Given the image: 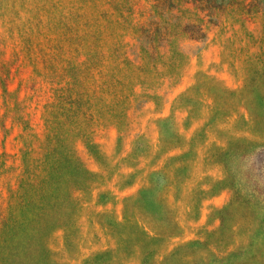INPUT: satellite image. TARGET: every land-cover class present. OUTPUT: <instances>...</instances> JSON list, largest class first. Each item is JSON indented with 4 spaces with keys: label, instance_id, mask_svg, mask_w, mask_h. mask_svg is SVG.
<instances>
[{
    "label": "rangeland",
    "instance_id": "rangeland-1",
    "mask_svg": "<svg viewBox=\"0 0 264 264\" xmlns=\"http://www.w3.org/2000/svg\"><path fill=\"white\" fill-rule=\"evenodd\" d=\"M0 264H264V0H0Z\"/></svg>",
    "mask_w": 264,
    "mask_h": 264
}]
</instances>
